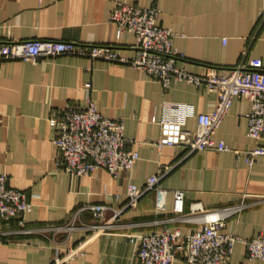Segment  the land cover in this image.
Masks as SVG:
<instances>
[{"label":"crops","instance_id":"obj_1","mask_svg":"<svg viewBox=\"0 0 264 264\" xmlns=\"http://www.w3.org/2000/svg\"><path fill=\"white\" fill-rule=\"evenodd\" d=\"M118 3L158 8V25L175 34L177 64L192 74L210 68L229 70L258 58L264 70V0H0V45L29 40L107 45L134 55L136 39L120 37L110 16ZM98 106L104 116L124 123L125 137L138 143L139 160L131 172L111 175L101 168L91 175H69L57 165L59 154L48 120L69 105ZM218 96L185 81L170 87L127 65L62 54L37 63L5 61L0 66V172L10 187L24 191L32 204L25 224L34 231L17 233L16 223L4 226L0 264H51L55 254L82 244L83 253L70 264H139L134 234L179 229L183 234L198 224L174 222V191L185 193L189 211L245 206L226 221L224 231L251 239L264 235V156L250 168L245 155L264 139L248 136L251 103L235 98L215 135L227 152L190 153L186 146L158 147L161 123L172 120L196 130L198 115L213 111ZM164 172L157 190L146 193L134 208L113 219L125 204L129 184L143 188L150 176ZM121 197L120 200L116 196ZM94 204L113 209L103 234L74 232L55 235L47 227L64 225L77 212L93 223ZM232 264H264L250 260L237 243ZM174 264H187L176 260Z\"/></svg>","mask_w":264,"mask_h":264},{"label":"built area","instance_id":"obj_2","mask_svg":"<svg viewBox=\"0 0 264 264\" xmlns=\"http://www.w3.org/2000/svg\"><path fill=\"white\" fill-rule=\"evenodd\" d=\"M160 10L155 7L142 8L131 3L116 4L110 21L117 26L120 37L133 36L136 39L135 54L127 55L119 48L107 45H82L73 42L29 40L0 45V66L9 60L37 63L41 58L56 57L62 54L88 57L127 65L146 73L164 88L173 82L185 81L197 88H206L217 93L216 108L198 115L196 130H185L172 120L161 123L162 140L158 147L186 146L190 153L214 150L227 152L230 149L215 135L227 116L235 98H245L251 103L247 114L248 136L255 140L264 139V70L260 59L254 58L248 64H239L229 70L210 68L203 74H192L177 64L180 56L173 50L176 34L158 25ZM54 130L53 143L59 154L57 165L69 175H91L104 168L111 175L131 172L139 160L138 143L124 135V123L103 115L98 106L88 102L85 108L69 105L55 110L48 120ZM247 158L250 168L257 159L264 156V145H258L247 152H237ZM164 172L148 178L145 187L129 184L125 204L114 210L113 219L134 208L148 192L157 190ZM116 199L120 200L119 195ZM245 206H229L221 209L205 210L194 204L186 210L185 193L174 191V217L172 221L198 224L200 229L183 234L179 229H165L152 234H134L129 241L138 246L139 264H174L180 259L187 264H232V256L237 243L246 246L250 260L264 261V235L251 239L224 231L229 216ZM32 209L27 194L10 187L8 176L0 172V238L7 234L4 226L16 223L17 233L29 234L25 215ZM113 209L106 204L87 206L93 223H84L77 211L64 225L45 228L55 235L66 234L69 240L74 232L85 231L92 235L105 233L111 221L105 220L106 212ZM82 244L57 252L51 264H70L83 253Z\"/></svg>","mask_w":264,"mask_h":264}]
</instances>
